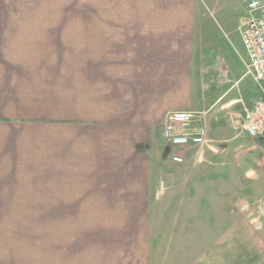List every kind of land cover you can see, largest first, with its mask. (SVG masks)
Here are the masks:
<instances>
[{"label":"crops","instance_id":"0c3cea01","mask_svg":"<svg viewBox=\"0 0 264 264\" xmlns=\"http://www.w3.org/2000/svg\"><path fill=\"white\" fill-rule=\"evenodd\" d=\"M225 1L236 29L244 0ZM86 7L0 13V264H264V205L202 178L223 164L210 152L172 163L161 137L193 107L211 18L191 0ZM239 81L227 102L252 104Z\"/></svg>","mask_w":264,"mask_h":264},{"label":"rangeland","instance_id":"374dc122","mask_svg":"<svg viewBox=\"0 0 264 264\" xmlns=\"http://www.w3.org/2000/svg\"><path fill=\"white\" fill-rule=\"evenodd\" d=\"M14 1V0H12ZM17 5H0V13H81L86 12L87 0H15ZM193 11L202 7V13L214 24V28L209 32L211 40L203 42L204 47L199 56L201 63L197 74L199 79L193 80V107L190 112L194 116L203 115L209 131V136L213 141L212 150L195 148L188 152L186 158L205 157L207 152L210 159H221L223 164L216 166L217 173L213 175H204L209 184L217 185L218 191L224 192V195L230 197L232 190L239 192L241 206H259L264 205V133L255 138H250L240 129L234 127L235 120L251 104L245 101L244 105H235V101L227 102L229 91L226 90L236 84L238 98H244L246 90H242L243 84L239 81L243 74V50L240 43L239 26H225L223 15L225 11V0H217L210 5L201 0H191ZM100 2V1H99ZM242 2V0H241ZM24 3V4H22ZM71 4V5H69ZM241 4V3H240ZM207 6V10L204 8ZM237 16L240 11L237 10ZM244 16V15H243ZM216 22V23H215ZM231 28L236 31L231 32ZM218 48V49H217ZM206 49V50H205ZM193 71V78H194ZM198 82L195 84V82ZM247 81V80H246ZM240 91V92H239ZM228 93V94H227ZM222 98V100H221ZM224 98V99H223ZM237 98V100H238ZM221 100V101H220ZM199 114V115H198ZM208 155V154H207ZM223 171V172H222ZM208 172L207 174H209ZM222 174V178L216 176ZM213 176V177H212ZM240 178L239 184L237 179ZM197 181L193 183V189L199 190L201 187ZM214 199H211V201ZM226 204L230 205V201Z\"/></svg>","mask_w":264,"mask_h":264},{"label":"built area","instance_id":"2783aa9c","mask_svg":"<svg viewBox=\"0 0 264 264\" xmlns=\"http://www.w3.org/2000/svg\"><path fill=\"white\" fill-rule=\"evenodd\" d=\"M244 16L239 26L243 49V77L254 86L252 104L236 119L235 126L250 137L264 133V0H244ZM199 115V114H198ZM161 137L167 157L174 164H183L192 149L212 150L203 115L194 116L190 111H174L165 119Z\"/></svg>","mask_w":264,"mask_h":264}]
</instances>
